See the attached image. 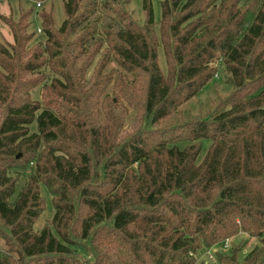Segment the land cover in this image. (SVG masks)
Wrapping results in <instances>:
<instances>
[{
	"label": "trees",
	"instance_id": "obj_1",
	"mask_svg": "<svg viewBox=\"0 0 264 264\" xmlns=\"http://www.w3.org/2000/svg\"><path fill=\"white\" fill-rule=\"evenodd\" d=\"M28 1L0 14V264H196L241 233L260 244L213 264H263L264 0H160L158 31L152 0L144 23L131 0H63L60 26ZM219 63L227 95L186 112Z\"/></svg>",
	"mask_w": 264,
	"mask_h": 264
},
{
	"label": "rangeland",
	"instance_id": "obj_2",
	"mask_svg": "<svg viewBox=\"0 0 264 264\" xmlns=\"http://www.w3.org/2000/svg\"><path fill=\"white\" fill-rule=\"evenodd\" d=\"M152 3L154 9V19L156 22V31H158L160 26V20L162 18V7L160 0H152ZM20 7L22 11L26 12L31 7V3L28 0H21V2L20 0H12L11 2H9V0H0V14H3L5 16L12 15L14 18H18L20 16L18 14ZM44 7L47 10H49L51 7L54 8L55 23L56 26H60L66 17L63 0H47L44 2ZM36 8L35 10H39L42 9L43 7L42 8L36 7ZM129 10L132 11L134 18L137 21H139L140 23H144L146 14L143 7V0H131L129 4ZM31 18L34 20L33 26L32 28H30L32 31L35 30L36 28L42 27L41 21L38 16L32 15ZM0 40L8 41V42L13 41V36L9 29V26L5 22H3L1 18H0ZM159 62L162 69L166 70L165 58L162 48L159 49ZM224 69H225L224 65L222 63H219L218 73L215 75V81L207 85L196 97L192 98L189 102H187L182 106V108H184L186 112L188 111L195 116H199L201 114L204 115L208 112V110L212 109L215 106L216 104L215 102L220 101L222 98H224L227 95V92L229 90L228 88L229 85L227 83L228 77L225 74ZM34 97H39V95L35 93ZM108 97H110L109 99L112 100V92L108 94ZM101 100L102 103H104V98H101ZM104 114L105 113L103 110L101 116H103ZM135 116H136V112L131 107L127 116L128 126L126 125L125 129L130 130L134 127V125L135 126L137 125V118H135ZM205 146L206 148H208L209 143H206ZM25 181H26V176L22 175L18 182L17 191L14 196V199L15 197H17ZM41 193L45 199V208L35 222L34 229L36 231L42 230L45 224L47 223V221L51 220L55 214L52 195L49 192V190L46 188V186L41 185ZM230 243H231L230 248L239 247L243 244L242 251L239 254L240 260H242L244 256L247 255L256 245L260 244L257 238L251 237L246 233H241L239 236H234L230 238ZM3 246H4V242L2 239H0V251L2 250ZM209 249H203L199 251L198 260L196 264H202L203 262L212 263L210 262L209 255L207 253Z\"/></svg>",
	"mask_w": 264,
	"mask_h": 264
},
{
	"label": "built area",
	"instance_id": "obj_3",
	"mask_svg": "<svg viewBox=\"0 0 264 264\" xmlns=\"http://www.w3.org/2000/svg\"><path fill=\"white\" fill-rule=\"evenodd\" d=\"M38 7L41 6V3H38L37 5ZM38 31L41 32V28H38ZM230 239H226L224 241V243L221 245V246H213L211 247L207 253L209 255V259H210V262L212 263H216V253L219 251V250H226L230 247Z\"/></svg>",
	"mask_w": 264,
	"mask_h": 264
}]
</instances>
